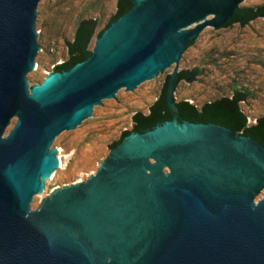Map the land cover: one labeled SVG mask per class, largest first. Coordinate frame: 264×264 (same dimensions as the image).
<instances>
[{
  "label": "water",
  "instance_id": "95a60500",
  "mask_svg": "<svg viewBox=\"0 0 264 264\" xmlns=\"http://www.w3.org/2000/svg\"><path fill=\"white\" fill-rule=\"evenodd\" d=\"M46 1L0 0V264H264V146L225 126L174 115L87 180L48 198L46 181L64 168L59 138L187 69L205 27L262 0H134L87 60L34 87Z\"/></svg>",
  "mask_w": 264,
  "mask_h": 264
},
{
  "label": "rangeland",
  "instance_id": "374dc122",
  "mask_svg": "<svg viewBox=\"0 0 264 264\" xmlns=\"http://www.w3.org/2000/svg\"><path fill=\"white\" fill-rule=\"evenodd\" d=\"M118 0H47L43 5L45 21L40 35L46 40V53L33 76V86L42 84L54 67L68 58L69 41H73L81 20L97 21V32L104 29L115 14ZM262 1H243L240 6L257 7ZM204 37L192 45L188 68L198 69L192 82L182 80L174 91L176 101L188 100L201 107L204 103L236 90L246 92L240 102L247 123L254 124L264 116V18L246 26L205 27ZM96 34L89 50L95 48ZM164 73L138 94L125 89L118 102L112 100L99 108L97 119L59 138L57 153L64 168L59 175L46 177L52 193L64 186L87 180L110 154L111 144L124 130L133 127V115L148 113L159 97L168 75ZM17 120V119H16ZM41 208V207H40ZM39 208V209H40Z\"/></svg>",
  "mask_w": 264,
  "mask_h": 264
},
{
  "label": "trees",
  "instance_id": "16d2710c",
  "mask_svg": "<svg viewBox=\"0 0 264 264\" xmlns=\"http://www.w3.org/2000/svg\"><path fill=\"white\" fill-rule=\"evenodd\" d=\"M134 6V0H118L115 14L111 17L106 27L97 32V21L93 18H87L80 21L73 41L67 43L68 58L54 67V71H68L78 63L87 60L91 56L89 44L93 36H101L103 31L120 16L127 13ZM257 18H264V4L257 7H238L230 19L222 27H230L236 23L241 26L248 25ZM191 41L187 47L192 45ZM199 74L198 69H183L177 74L175 89L180 81L186 80L192 82ZM171 75H168L161 93L156 101L150 106L149 112L141 111L133 115V127L130 130H124L120 138L111 144V149L118 146L123 139L131 133H144L154 129L157 125L172 120L174 115L178 116L180 122L190 121L195 123H214L225 126L235 134H240L256 139L264 146V116L258 118L254 124L247 123V116L240 107V102L246 99V92L236 90L232 96H225L214 101L206 102L201 107L191 103L188 100L176 101L175 107H171L167 98V87Z\"/></svg>",
  "mask_w": 264,
  "mask_h": 264
},
{
  "label": "bare ground",
  "instance_id": "6f19581e",
  "mask_svg": "<svg viewBox=\"0 0 264 264\" xmlns=\"http://www.w3.org/2000/svg\"><path fill=\"white\" fill-rule=\"evenodd\" d=\"M53 81H54V80H53ZM53 81H49V83H50V82L52 83Z\"/></svg>",
  "mask_w": 264,
  "mask_h": 264
},
{
  "label": "flooded vegetation",
  "instance_id": "af4514ba",
  "mask_svg": "<svg viewBox=\"0 0 264 264\" xmlns=\"http://www.w3.org/2000/svg\"><path fill=\"white\" fill-rule=\"evenodd\" d=\"M179 72V71H178Z\"/></svg>",
  "mask_w": 264,
  "mask_h": 264
}]
</instances>
